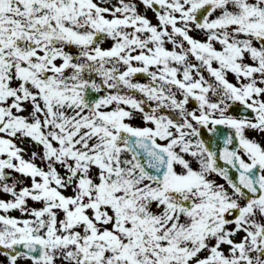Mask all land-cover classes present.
<instances>
[{
    "label": "snow or ice",
    "instance_id": "obj_1",
    "mask_svg": "<svg viewBox=\"0 0 264 264\" xmlns=\"http://www.w3.org/2000/svg\"><path fill=\"white\" fill-rule=\"evenodd\" d=\"M0 264H264V0H0Z\"/></svg>",
    "mask_w": 264,
    "mask_h": 264
}]
</instances>
